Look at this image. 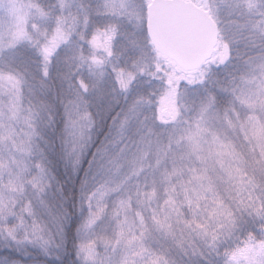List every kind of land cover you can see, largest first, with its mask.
I'll return each mask as SVG.
<instances>
[{
    "label": "snow or ice",
    "instance_id": "1",
    "mask_svg": "<svg viewBox=\"0 0 264 264\" xmlns=\"http://www.w3.org/2000/svg\"><path fill=\"white\" fill-rule=\"evenodd\" d=\"M0 264H264V0H0Z\"/></svg>",
    "mask_w": 264,
    "mask_h": 264
}]
</instances>
